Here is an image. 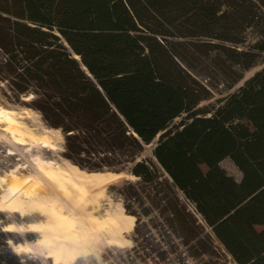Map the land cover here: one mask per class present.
<instances>
[{
	"label": "trees",
	"instance_id": "16d2710c",
	"mask_svg": "<svg viewBox=\"0 0 264 264\" xmlns=\"http://www.w3.org/2000/svg\"><path fill=\"white\" fill-rule=\"evenodd\" d=\"M257 66L200 106L214 95L195 75L229 90ZM1 84L32 96L79 169L130 165L137 180L119 187L136 218L128 262L147 264L146 250L166 260L140 228L147 217L170 250L180 239L212 257L219 244L235 264H264V0H0ZM0 264L25 263L7 247Z\"/></svg>",
	"mask_w": 264,
	"mask_h": 264
},
{
	"label": "rangeland",
	"instance_id": "374dc122",
	"mask_svg": "<svg viewBox=\"0 0 264 264\" xmlns=\"http://www.w3.org/2000/svg\"><path fill=\"white\" fill-rule=\"evenodd\" d=\"M259 69H261V66L246 71L244 77L229 90L225 88L222 80L199 74L195 75L202 83L212 88L214 95L212 99L203 101L200 106L217 104L218 99L238 90L243 86L245 81L253 76ZM31 98L32 96H23L19 100H16L5 84H1L0 86V252L5 251L8 247L25 264H145V262L138 260L134 263H130L127 260L129 252L135 245L133 237L136 218L134 219L132 229L127 233H123L121 239L116 244L100 241L101 243L99 242L93 246L95 249L80 245L79 248L84 250H77V247H74L76 249L72 250L76 252L71 250L70 253V251H68L69 257L65 262H56L53 258V255L56 254H63V256H65L66 249L73 248V246H70L76 242L75 237H72L73 239L69 237L71 227L76 221L75 218L72 217V213L76 214L77 218L79 215L78 213L87 212V205L98 204L100 213L96 214L97 216L103 217L109 209L112 210L117 208H121L123 212L127 214L124 201L119 195V187L123 181L129 180L135 182L137 178L127 174L130 165L124 168L126 169L124 173L104 170L102 173L117 175V178L106 184L105 187H100V189L96 188L91 192H87L82 200L76 198L72 192L66 194L65 197L62 196V194L60 195L62 191L61 187L58 186L55 180L50 181L44 177L41 168L42 166L49 167L51 165H54L52 167L55 168L60 162L69 161L63 156L64 136L60 130L49 127L42 119L41 114L29 107L28 103ZM185 116L186 115H183L177 118L173 126L178 125ZM12 119L14 121H10ZM10 124L12 129L8 128ZM15 126H17V128ZM158 137L152 143L145 146L138 160L152 159V152ZM47 142L49 144L51 142V147L50 145L48 147L43 146V144ZM221 167L225 169L228 174L240 180L241 172L230 159H225L221 163ZM119 174L122 177H119ZM54 183L57 184L60 190ZM19 185H22V190L17 194H12V189ZM39 188L44 189L46 192L38 193L37 190ZM24 191H35V193L32 194L34 197L33 199H35L32 202L33 205L31 203L26 213L15 212L8 206L18 198H22V200L28 202V199L24 195ZM84 203H87L85 206L86 208H83ZM51 204H55V206ZM57 205L58 207H56ZM188 206L190 210H193L192 205L188 204ZM57 208L59 209L57 210ZM88 208L90 209V207ZM59 211L62 213L61 222H59L56 217L58 216L57 212L58 214L60 213ZM79 216L76 223L79 222L85 225L88 217L85 214ZM149 219L150 218L147 217L143 218V223L140 227L141 230L146 234L149 243H160L164 249L168 250V253L166 260L158 261L157 258L155 259L152 251L146 250L147 255H145L144 258L147 264H209L210 261H216L220 264H235L219 244L216 251L218 255H213L212 257L191 256L190 251L180 239L175 240V248L170 250L165 242L162 241L163 239L159 231L150 228ZM61 223L62 225H60ZM9 226L12 227L10 230H8ZM57 240L60 243L56 242ZM18 244L26 246V249L16 252L15 246ZM66 244H68V246ZM51 250L52 252H56L52 253Z\"/></svg>",
	"mask_w": 264,
	"mask_h": 264
},
{
	"label": "bare ground",
	"instance_id": "6f19581e",
	"mask_svg": "<svg viewBox=\"0 0 264 264\" xmlns=\"http://www.w3.org/2000/svg\"><path fill=\"white\" fill-rule=\"evenodd\" d=\"M10 121H14V120L12 119ZM13 127H14V125H13ZM15 127L17 128V126H15ZM8 128L12 129L11 124H10V126ZM50 144H51V142H50ZM50 144L47 142V143H44L43 146L44 147H48ZM50 147H51V145H50ZM52 166H54V165H51L49 167H47V166L46 167L42 166V168L40 167L41 168V172L44 175V177H46L50 181L55 180L58 183V186L61 187V189H62L60 195L62 194V196L65 197L66 194H70L72 192V194L76 198H78L80 200H82L86 196L87 192H91V191H93V189H96V188L100 189V187H105L106 184L110 183L115 178H117V175L112 174V173H102V172L101 173L100 172L88 173V172H86L84 170L79 169L77 166L73 165L69 161L60 162L55 168H53ZM119 177H122V176L120 175ZM24 182H26V181H24ZM15 184H18V183H15ZM55 185L57 186V184H55ZM21 186L20 185L17 186V187L15 186L12 189V194H17L18 192H20L22 190ZM48 186H49V184H48ZM58 186H57V188H58ZM51 187H52V185H51ZM58 189L60 190V188H58ZM37 192L38 193H43V192H46V191L44 189L39 188L37 190ZM34 193H35V191L25 192L24 195L28 199L27 200L28 202L22 200V198H18L14 202H11V203L9 202L10 204H9L8 207H10L15 212L26 213L29 210L33 200H35V199H33L34 197L32 195ZM87 199H89V198H87ZM59 200H61V199H59ZM54 202H55V200H54ZM82 202H84V201H82ZM55 204H51V205L55 206ZM86 204L87 203L83 204V208H86L85 207ZM32 205H33V203H32ZM66 206H68V205H66ZM56 207H58V205ZM88 207H90V209ZM58 209L59 208H57V210ZM78 209H79V207H78ZM51 210H52V208H51ZM66 211H68V210H66ZM71 211H72V209H71ZM99 213H100V211H99L98 204L97 205H94V204L93 205H91V204L87 205V212L86 213H78L79 215L85 214L88 217V219L86 220L85 225H83L82 223H79V222L76 223V221L79 219L78 217H80L79 215H78V217H77L78 219H77L76 218V214H73V213L71 214L72 217H74L76 221L74 222V225L71 227V230H70V233H69L70 236L69 235L68 236L70 237V239H73L72 237H75L76 242H75V244H71L70 247L73 246V248H70V249L67 248L66 249V255L65 256H63V254H61L62 256L60 254L53 255V258L56 260V262H65L67 260V258L69 257L68 251H70V253H71L72 249H76L74 247H77V250L78 249L84 250L82 248H79L80 245L81 246H89V247L93 248V246L98 244L100 241L104 242V243L107 242L109 244H116L121 239V236H122L123 233H127L128 231H130L132 229L133 222H134L135 218L133 216H131V215L125 214L121 208L120 209H118V208L117 209H112V210L109 209L103 215V217L96 215V214H99ZM57 215H58V216H56L57 219L59 220V222H61L62 213L60 212L58 214V212H57ZM81 218H82V216H81ZM60 225H62V223ZM11 228L12 227L9 226L8 230H10ZM61 228H60V231H61ZM55 235H57V234H55ZM58 235H60V234H58ZM62 237H63V235H62ZM52 240H53V238H52ZM56 242H58V240ZM58 243H60V242H58ZM66 245L68 246V244H66ZM54 247H55V244H54ZM57 247H58V245H57ZM24 249H26V246H24L22 244H18L17 246H15V251L16 252L22 251ZM93 249H95V248H93ZM72 251L76 252L75 250H72ZM51 252H52V250H51ZM53 252H56V251H53Z\"/></svg>",
	"mask_w": 264,
	"mask_h": 264
},
{
	"label": "water",
	"instance_id": "95a60500",
	"mask_svg": "<svg viewBox=\"0 0 264 264\" xmlns=\"http://www.w3.org/2000/svg\"><path fill=\"white\" fill-rule=\"evenodd\" d=\"M88 173H90V172H88Z\"/></svg>",
	"mask_w": 264,
	"mask_h": 264
}]
</instances>
